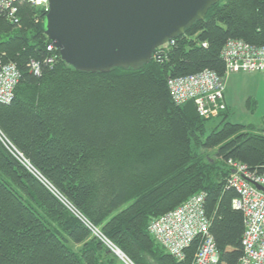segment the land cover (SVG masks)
Returning <instances> with one entry per match:
<instances>
[{
    "label": "trees",
    "instance_id": "obj_1",
    "mask_svg": "<svg viewBox=\"0 0 264 264\" xmlns=\"http://www.w3.org/2000/svg\"><path fill=\"white\" fill-rule=\"evenodd\" d=\"M45 15L24 4L14 25L0 13V56L21 74L13 101L0 104L2 135L134 264L192 263L197 239L178 261L147 228L199 193L219 264H239L245 225L228 160L264 173V115L260 128L228 121L225 103L209 127L192 100L172 101L166 82L203 69L224 76L230 38L263 45L264 0H219L163 60L107 73L79 72L48 50ZM118 262L0 140V264Z\"/></svg>",
    "mask_w": 264,
    "mask_h": 264
},
{
    "label": "built area",
    "instance_id": "obj_2",
    "mask_svg": "<svg viewBox=\"0 0 264 264\" xmlns=\"http://www.w3.org/2000/svg\"><path fill=\"white\" fill-rule=\"evenodd\" d=\"M28 4L40 7L47 14L48 0H0V13L14 25L20 24L19 7ZM176 39V38H175ZM175 39L157 47L153 54L156 60H163ZM207 46L206 42L202 43ZM47 49H56L49 43ZM221 58L225 64V75L213 70L203 69L196 73L170 77L166 85L172 101L181 105L188 100L194 102L198 114L203 118L218 116L226 107L224 102V80L232 72H264V44L256 45L241 39H228L222 50ZM30 70L40 74V64L31 60ZM20 71L13 62H5L0 56V104L8 105L14 99V90L20 80ZM3 146L17 161L35 177L59 202L99 240L112 254L124 264H134L101 230L34 167L31 161L0 131ZM231 174L228 186L238 194L232 201L244 217V232L241 238L243 255L239 264H264V173L251 170L238 161L228 160ZM204 194L190 197L177 208L154 218L148 225V232L171 256L181 261L185 250L197 239L198 246L191 264H219V254L214 239L209 231L210 222L204 210Z\"/></svg>",
    "mask_w": 264,
    "mask_h": 264
},
{
    "label": "water",
    "instance_id": "obj_3",
    "mask_svg": "<svg viewBox=\"0 0 264 264\" xmlns=\"http://www.w3.org/2000/svg\"><path fill=\"white\" fill-rule=\"evenodd\" d=\"M219 0H48L43 30L61 60L83 73L137 70ZM262 191V186L256 185Z\"/></svg>",
    "mask_w": 264,
    "mask_h": 264
},
{
    "label": "rangeland",
    "instance_id": "obj_4",
    "mask_svg": "<svg viewBox=\"0 0 264 264\" xmlns=\"http://www.w3.org/2000/svg\"><path fill=\"white\" fill-rule=\"evenodd\" d=\"M224 86L228 107L227 120L260 128L264 115V72L228 73ZM221 120L222 115L212 117L207 121V125L209 127L219 125ZM207 155L210 158L215 157L214 151H208Z\"/></svg>",
    "mask_w": 264,
    "mask_h": 264
},
{
    "label": "crops",
    "instance_id": "obj_5",
    "mask_svg": "<svg viewBox=\"0 0 264 264\" xmlns=\"http://www.w3.org/2000/svg\"><path fill=\"white\" fill-rule=\"evenodd\" d=\"M224 102L226 103V101H225V96H224ZM226 105H227V103H226ZM117 264H120V263L118 262Z\"/></svg>",
    "mask_w": 264,
    "mask_h": 264
}]
</instances>
